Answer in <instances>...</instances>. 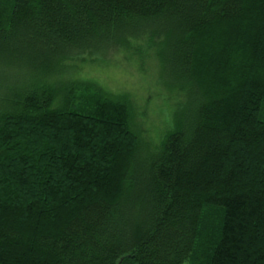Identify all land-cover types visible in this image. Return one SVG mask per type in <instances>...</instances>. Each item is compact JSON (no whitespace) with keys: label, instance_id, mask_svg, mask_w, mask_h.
<instances>
[{"label":"trees","instance_id":"1","mask_svg":"<svg viewBox=\"0 0 264 264\" xmlns=\"http://www.w3.org/2000/svg\"><path fill=\"white\" fill-rule=\"evenodd\" d=\"M157 41L186 90L156 153L64 64ZM264 264V0H0V264Z\"/></svg>","mask_w":264,"mask_h":264},{"label":"rangeland","instance_id":"2","mask_svg":"<svg viewBox=\"0 0 264 264\" xmlns=\"http://www.w3.org/2000/svg\"><path fill=\"white\" fill-rule=\"evenodd\" d=\"M159 47L155 40H131L106 54L84 53L68 58L64 64L77 81L94 84L112 98L127 99L132 114L130 125L139 136L144 155L161 148L186 97V90L172 86L165 76Z\"/></svg>","mask_w":264,"mask_h":264}]
</instances>
